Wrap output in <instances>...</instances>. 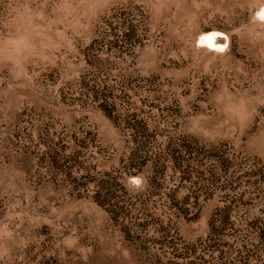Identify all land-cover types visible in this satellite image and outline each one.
Segmentation results:
<instances>
[{
  "label": "rangeland",
  "instance_id": "obj_1",
  "mask_svg": "<svg viewBox=\"0 0 264 264\" xmlns=\"http://www.w3.org/2000/svg\"><path fill=\"white\" fill-rule=\"evenodd\" d=\"M261 7L0 0V264H264Z\"/></svg>",
  "mask_w": 264,
  "mask_h": 264
},
{
  "label": "clouds",
  "instance_id": "obj_2",
  "mask_svg": "<svg viewBox=\"0 0 264 264\" xmlns=\"http://www.w3.org/2000/svg\"><path fill=\"white\" fill-rule=\"evenodd\" d=\"M255 19L260 21V22H264V7H261L259 9V11L256 12ZM217 35H218L217 33H214L212 36H208L207 39L212 40V38L217 36ZM225 40L227 41V37H225ZM199 43H200V41H199ZM227 47H228L227 42L225 44H223V45L215 46V48H217L219 51H224ZM0 51H2V49H0ZM136 182L138 184L141 183L140 180H137Z\"/></svg>",
  "mask_w": 264,
  "mask_h": 264
}]
</instances>
